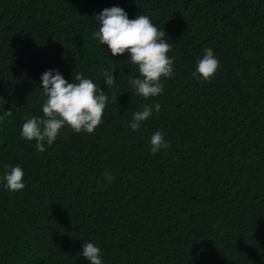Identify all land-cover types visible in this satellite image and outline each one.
Listing matches in <instances>:
<instances>
[{
    "label": "trees",
    "instance_id": "1",
    "mask_svg": "<svg viewBox=\"0 0 264 264\" xmlns=\"http://www.w3.org/2000/svg\"><path fill=\"white\" fill-rule=\"evenodd\" d=\"M113 6L167 33L174 75L161 95H135L128 54L93 39L95 15ZM204 48L220 62L207 82L192 76ZM113 66L107 89L102 69ZM52 69L69 82L83 73L109 99L94 133L64 127L38 152L20 133L42 116L40 77ZM5 111L0 176L19 165L26 186L0 181V264H90L85 242L103 264H264V0H0ZM158 129L170 147L152 154Z\"/></svg>",
    "mask_w": 264,
    "mask_h": 264
},
{
    "label": "clouds",
    "instance_id": "2",
    "mask_svg": "<svg viewBox=\"0 0 264 264\" xmlns=\"http://www.w3.org/2000/svg\"><path fill=\"white\" fill-rule=\"evenodd\" d=\"M99 24L97 31L92 33L93 39L106 46L113 57L128 54L131 64L135 65L139 75L130 78L128 84L133 93L144 100L157 97L164 91L163 81L173 77L175 57H169L172 44L165 30L159 29L147 15H137L129 19L124 9L113 6L103 9L95 15ZM204 55L196 62L193 78L197 76L203 81H210L220 68V62L211 48L203 49ZM116 68L102 69L103 83L107 89L116 86ZM41 89L44 97L42 116L26 118L22 124L21 137L27 141H35L38 152L45 151V144L52 145L61 133V129L69 127L74 133L92 134L103 122V115L108 103V95L83 73L77 72L74 80L69 82L58 69L46 70L42 76ZM119 96V95H118ZM114 99L117 102V97ZM161 106L156 103L144 104L142 110L133 112L128 127L139 130L142 122L150 118L153 111L159 112ZM12 116V111L0 115V122ZM170 147L161 130H156L150 138V152L156 154L161 149ZM24 171L19 166H6L0 181L12 192L25 188ZM107 182L114 177L104 174ZM81 255L90 264H103L101 248L93 242L83 243Z\"/></svg>",
    "mask_w": 264,
    "mask_h": 264
}]
</instances>
